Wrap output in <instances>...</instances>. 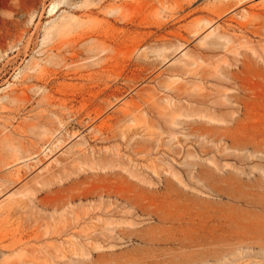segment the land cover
<instances>
[{"label": "rangeland", "instance_id": "1", "mask_svg": "<svg viewBox=\"0 0 264 264\" xmlns=\"http://www.w3.org/2000/svg\"><path fill=\"white\" fill-rule=\"evenodd\" d=\"M242 86L264 0H0V264H264Z\"/></svg>", "mask_w": 264, "mask_h": 264}, {"label": "bare ground", "instance_id": "2", "mask_svg": "<svg viewBox=\"0 0 264 264\" xmlns=\"http://www.w3.org/2000/svg\"><path fill=\"white\" fill-rule=\"evenodd\" d=\"M255 6V5H253ZM253 14L254 16L257 15L254 11H247V14ZM231 17H229V20ZM248 20L245 21H239V20H232L236 23L237 27L243 29V28H253L258 29V27L253 23V18H247ZM186 72V71H184ZM238 81V80H237ZM238 86V85H237ZM237 91L225 93V91L221 92L220 94H224L227 96L228 99L238 103V109H240V114L246 116V122L242 123V120L239 119L238 116L232 117L230 120L234 121V127H228V126H222V130L217 132L218 135H222L224 137L230 136L234 139L237 137L239 139H244L245 142L253 144V147L256 148L261 141L257 139V135H261L264 137V128L260 130V134H256L257 125L259 122L258 119V110H257V92L255 88H245L242 86L241 88H236ZM220 107H216V110L223 109L225 107H228L227 102L221 101ZM240 104V105H239ZM209 116V115H208ZM213 118L210 115V119ZM214 134V133H213ZM216 134V135H217ZM236 136V137H235ZM257 179V177H254L253 180ZM260 188L262 193H264V183L260 184ZM253 205L254 202H251ZM259 207L264 210V203L259 205Z\"/></svg>", "mask_w": 264, "mask_h": 264}]
</instances>
